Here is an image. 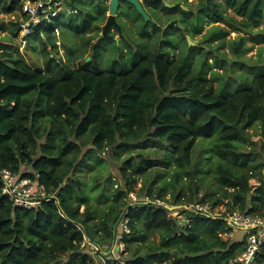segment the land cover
<instances>
[{"label":"trees","instance_id":"16d2710c","mask_svg":"<svg viewBox=\"0 0 264 264\" xmlns=\"http://www.w3.org/2000/svg\"><path fill=\"white\" fill-rule=\"evenodd\" d=\"M26 1L0 0V15L20 12ZM58 1L61 11L71 12L69 15L76 19L78 16L81 45L87 47L86 53L92 51L95 56L100 42L87 34L99 28L105 18V0H81V4L77 0ZM146 2L153 8L147 13L150 18L160 7L179 13L189 36L201 33L205 24L214 22H223L231 31L244 35L225 42L229 30L212 26L206 33L209 51L189 47L188 55L173 60L166 47L171 40L166 37L159 47L162 54L140 53L130 66L121 62L119 69L100 70L96 65L90 67L86 57H80L74 59L72 68L51 57L46 48L55 47L50 33L57 28L55 19L61 17L60 11L50 21L35 25L26 36L34 32L44 46L46 62L42 71L30 66L11 41L19 35L18 22H11L8 29L0 18V31L12 35L0 37V170L8 169L22 177L38 175L39 184L59 200V206L45 202L36 209L24 210L15 208L0 192V264H103L90 247H80L84 234L104 247L113 246L116 236L121 235L119 241L126 250L121 254L123 263L106 264H230L243 250L241 232L235 231L233 238L223 239L219 235L224 230L221 220L192 214L185 208L198 201L199 188L196 185L195 195L186 200L180 176L183 173L190 182L196 181V169H187L200 138L214 139L213 154L229 165L217 167L220 194H205L199 201L209 200L210 206L215 207L229 199L234 208L245 214L264 215V178L261 171L253 173L255 167H264V162L247 171L240 169L257 156L240 151L246 143L252 150L256 146L249 130L260 127L258 136L264 138V74L238 76L240 84L230 77L215 87L213 77L220 79L222 74L213 70L207 59L209 55L214 65L222 66L227 58L219 50L227 46L237 63L245 65L241 56L248 50L246 42L264 45V0ZM183 29L179 27L180 33ZM42 32L48 34L49 40L45 41ZM194 51H201L203 56L193 70L188 62ZM261 51L262 46L259 55ZM260 61L264 58L259 56L257 62ZM206 67L213 71L212 77L206 76ZM256 67L249 66V72L254 73ZM220 69L226 74L227 68ZM143 135L144 140L140 141ZM260 141L264 155V140ZM149 143L161 148L165 159L143 160L132 174L144 175L157 164L173 163L172 183L173 187L180 184V192L173 194L171 203L163 190L156 195L150 193V188L145 193L140 190L137 196L182 206L170 211L151 203L128 205L123 198L131 190L124 192L116 187L109 195L112 202L106 197L107 210L97 215L89 195L80 189V181L70 179L79 159L84 155L86 160L110 146L115 148L113 155L117 157L122 151L131 152ZM88 145L91 148L84 154ZM251 178H256L258 185L251 186ZM131 182L127 179L126 184ZM60 211L82 230L62 219ZM122 214L129 220L128 234L118 228ZM261 261L259 257L258 264Z\"/></svg>","mask_w":264,"mask_h":264},{"label":"rangeland","instance_id":"374dc122","mask_svg":"<svg viewBox=\"0 0 264 264\" xmlns=\"http://www.w3.org/2000/svg\"><path fill=\"white\" fill-rule=\"evenodd\" d=\"M80 1L81 0H77L79 4H81ZM146 1L147 0H141V4L146 12L150 14L148 10L152 11L153 8ZM164 1L167 2L168 0ZM188 2L192 4L197 3L196 0H188ZM82 4L86 5L88 3L84 4L82 2ZM105 4L107 6L105 18L103 21L99 22V28H95L87 34V36H95V41L100 42L95 56L92 51L89 54L86 53L85 51H87V47L84 44L81 45L82 39L81 36H79L78 31V16L76 19L74 15H69L71 12L63 10L60 13L62 14L61 17L55 19L57 24L56 30H52L50 33V38L52 40L55 39V47L53 48L50 45H47L46 47L50 52L51 57H56L62 64H69L72 68H75L73 66L75 58L86 57V60L91 62L90 67L96 65L100 70H110L113 68L119 69L121 62L130 66L132 62L141 54L144 55L152 51L162 54L161 51L163 50H159V47H161L166 37H169L168 39L171 40V45H166L169 50V58L176 60L180 59V57H184V55H188L186 52L189 47H200L203 50L209 51L208 45L205 43L206 33L212 26L225 27L229 30L228 35L225 37V42L230 38H235L238 34H243L231 31V29H229L223 22H214L205 24L201 33H194L193 36H189L181 25L179 13L168 12L160 7L154 11L155 14H152V18H149V20L146 21L139 18L140 16L138 13L123 1L120 2L118 12L115 17L117 26H110L108 32L103 34V27L107 17L109 16V0H105ZM0 18L9 29L11 27V22H19L22 19V14L20 12L2 14L0 15ZM150 21H152V23H149ZM179 27L183 29L182 33L179 31ZM142 28L145 30V33H142ZM42 34L47 38L48 34H45V32H42ZM101 34L103 37L99 40V36ZM3 36H8L9 38L12 37V35L6 30L0 31V37ZM24 37L25 35L23 33H19L18 37L11 41L18 46L19 54L30 66L34 69H41L42 71L45 70L46 57L44 54L45 50L43 44L39 41L34 32L28 38ZM47 40L49 39L47 38L45 41ZM189 40L192 46L189 45ZM211 44L214 45V42ZM246 46L248 47V50H246L241 56V59H243L242 62H244L245 65L237 63L236 57L231 55L227 46H224L219 50V53L225 54V57L227 58L226 62L222 63V66L214 65V61L211 59V56L207 55L208 62L213 65V70L215 68L216 71L222 74L220 79H218L217 76L213 77V84L215 87H218L223 80L230 77L240 84L241 82L238 76L243 77L250 74V77H254L256 75L264 74V61H260L261 63L257 62L259 56L264 58V45H256L251 41H247ZM260 46L263 48L261 55H259ZM131 50L132 52L138 53L132 54ZM202 54L203 53L201 51H194L190 54L191 60L188 63L193 70L198 68V63L201 62V58L203 56ZM220 57L222 56L220 55ZM93 59L94 62H92ZM116 61L119 64H114ZM115 65L116 67H113ZM249 66L258 67H256L253 73L252 71L249 72ZM53 67H55V64H53ZM220 68H227L226 74H224L223 70ZM205 70L206 76L212 77L213 71L209 67H206ZM259 128L260 127H256L255 129L249 130V133L252 135L251 139L257 142L255 148L252 150L250 144L246 143V147L240 149L241 152H251L257 155L253 161L250 160L247 165L240 167L241 170H250L249 167L254 168L258 162H264V155L260 152V140H264V138H260L258 136L261 132ZM144 137L145 136L143 135L140 141L144 140ZM90 148L91 145L84 148V154L87 150H90ZM213 148L214 139L200 138L197 140L192 150L191 166L187 169L189 172L190 170L195 171L196 169V181H194V183L190 182L189 177L183 173L180 176L182 188L184 189L183 195L186 200L188 197H193L195 195L196 185H198L199 188L198 197L205 194H215L211 197H217L220 194V189L216 180V177H218L217 167L219 164L226 167L229 165V162L215 156L212 152ZM114 149V147L110 146L102 152L90 155L86 160H83L86 158V156L84 157L83 155L82 158L79 159V162L74 169L75 171L73 170L74 172L70 177L72 182H75L76 180L80 181V189H82L85 194L89 195L90 203L95 208L97 215H100L102 212L107 210L106 197L111 195L116 187L118 189L121 188L124 192L131 190L128 194L133 193L134 195H138L140 190L145 193L151 189L150 193L152 195H156L160 190H163V195H165V198L169 203L173 200V194L176 195L180 192V184L175 183L173 187L172 183V172L174 170L172 165L173 163H169L168 165L157 164L158 167H153L144 175L132 174V171L136 170L135 168H137L143 160L155 158L165 159L164 151L161 148L156 147L153 143H149L145 147L131 150V152L122 151L117 157H114L113 155ZM235 166L238 167L237 165ZM258 171H261L264 178V167H255L253 173H258ZM127 179L132 182L126 184ZM154 180H156L155 183ZM256 183V178H251L249 180V184L251 186L258 185ZM127 198L128 195L123 198L124 202L128 201ZM214 199L215 198H212V200ZM108 201L112 202L111 196H109ZM206 203L210 205L209 200H207ZM164 205H166V203H164ZM173 206L180 208L182 205ZM152 239L158 241V238L153 237ZM125 253L126 250L122 247V254L124 255ZM261 258V262L263 264L264 255H262Z\"/></svg>","mask_w":264,"mask_h":264},{"label":"built area","instance_id":"2783aa9c","mask_svg":"<svg viewBox=\"0 0 264 264\" xmlns=\"http://www.w3.org/2000/svg\"><path fill=\"white\" fill-rule=\"evenodd\" d=\"M61 10L62 4L58 0H27L21 7L22 19L18 22V32L20 34L23 33L26 37L35 25L43 21H50ZM37 178L38 175H35L34 178L22 177L8 169H2L0 170V192L15 208L19 209L33 210L45 202H53L56 206H59L56 194L47 193L44 187L39 184ZM201 197H198L196 203L188 207L185 206V208L192 214L221 220L224 230L219 235L223 239L233 238L235 231H240L242 234L243 250L230 264H258V258L264 255V215L245 214L234 208L230 204L229 199H223L221 205L211 207L206 202H200ZM127 200L128 205L151 203L164 206L161 201L142 200L133 193L128 194ZM59 213L62 219L73 224L78 230H82L80 225L68 220L63 212L60 211ZM128 222V218L122 214L118 223V228L122 234L129 233ZM120 237L121 235L116 236L113 246L104 247L92 242L84 234L80 247H90L92 254L97 256L98 260L100 259L103 264L108 261L111 263H123L121 254L124 245L119 241Z\"/></svg>","mask_w":264,"mask_h":264},{"label":"water","instance_id":"95a60500","mask_svg":"<svg viewBox=\"0 0 264 264\" xmlns=\"http://www.w3.org/2000/svg\"><path fill=\"white\" fill-rule=\"evenodd\" d=\"M121 1H125L129 4H131L132 6H134V8L136 9V11L143 17L144 20H149V15L147 14V12L145 11L144 7L141 4V0H109V16L107 17V20L104 24L103 27V34H106L110 28V26L114 25L117 26L116 21H115V17L116 14L118 12V7ZM170 6V5H168ZM182 8L184 10H187L186 7L182 6ZM103 37V35L101 34L99 36V40ZM189 45L192 46L190 40H189ZM164 208L172 211L175 209H178L179 207H175V206H168L167 204L164 205Z\"/></svg>","mask_w":264,"mask_h":264},{"label":"crops","instance_id":"0c3cea01","mask_svg":"<svg viewBox=\"0 0 264 264\" xmlns=\"http://www.w3.org/2000/svg\"><path fill=\"white\" fill-rule=\"evenodd\" d=\"M257 184V183H256Z\"/></svg>","mask_w":264,"mask_h":264}]
</instances>
